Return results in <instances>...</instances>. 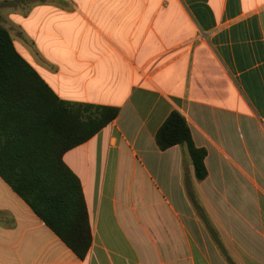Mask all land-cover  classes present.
Segmentation results:
<instances>
[{"label": "crops", "instance_id": "crops-1", "mask_svg": "<svg viewBox=\"0 0 264 264\" xmlns=\"http://www.w3.org/2000/svg\"><path fill=\"white\" fill-rule=\"evenodd\" d=\"M1 11L59 97L119 113L63 155L84 193L87 254L0 175V264H264V0H0ZM173 110L207 150L204 179L186 144L157 143Z\"/></svg>", "mask_w": 264, "mask_h": 264}, {"label": "trees", "instance_id": "trees-1", "mask_svg": "<svg viewBox=\"0 0 264 264\" xmlns=\"http://www.w3.org/2000/svg\"><path fill=\"white\" fill-rule=\"evenodd\" d=\"M118 113V107L59 97L0 22V175L80 257L87 254L93 236L80 180L63 155ZM156 140L161 149L186 144L198 179L207 176V150L195 144L181 111L168 115Z\"/></svg>", "mask_w": 264, "mask_h": 264}, {"label": "rangeland", "instance_id": "rangeland-1", "mask_svg": "<svg viewBox=\"0 0 264 264\" xmlns=\"http://www.w3.org/2000/svg\"><path fill=\"white\" fill-rule=\"evenodd\" d=\"M27 1V0H26ZM27 6V4H22L21 7L25 8ZM8 14L5 11H1L0 12V22L5 26V24L7 23L5 20L7 18Z\"/></svg>", "mask_w": 264, "mask_h": 264}]
</instances>
